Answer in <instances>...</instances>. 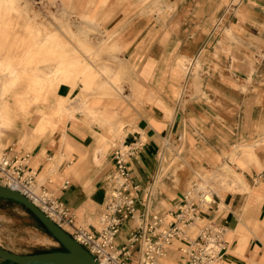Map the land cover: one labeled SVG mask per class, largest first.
Instances as JSON below:
<instances>
[{
    "label": "crops",
    "instance_id": "1",
    "mask_svg": "<svg viewBox=\"0 0 264 264\" xmlns=\"http://www.w3.org/2000/svg\"><path fill=\"white\" fill-rule=\"evenodd\" d=\"M115 1L107 9H97L101 11L97 22L104 37L117 32L114 40L122 49L117 59L123 61L131 78L130 82L124 78L127 83L123 89L130 92L119 101L95 98L88 108L108 115L118 113L117 122L127 132L123 142L133 139L138 146L128 161L137 214L123 222L116 245H125L154 210L173 219L177 215L187 180L175 179L171 172L178 169L172 167L156 192L153 181L157 171H162L164 140L175 135L185 144L186 171L220 174L227 167L247 186L213 192L212 203L205 210L201 204L197 209L201 221L226 230L225 251L217 264H264V0L241 1L238 15L225 27V32L229 28L234 37L224 32L217 38L213 36L215 19L232 0H159L158 14L163 15L157 18L151 15L152 0ZM84 4L81 0L73 4L64 0L62 6L66 11L77 5L83 11ZM108 11L111 18L102 22ZM188 12H193L192 20L184 19ZM173 14L175 18L170 19ZM95 40L105 43L102 37ZM180 61L187 62V67L193 63L192 69L197 70L193 76L201 77L203 83L186 102L174 94L188 74ZM78 89H83L82 84L74 89L69 84L59 88V96L70 97L74 116L65 117L54 132L34 146L27 154L28 168L36 174V183L44 176L45 183L40 187L52 191L76 227L99 233L115 172L112 154L122 140L118 132H112L115 126L109 119L110 123L102 126L84 111L76 99ZM92 91H98L96 85ZM7 134L11 140L3 154L14 151L15 142L20 148L27 146L19 142L24 132ZM23 149L21 153L25 154ZM43 239L50 243V237ZM186 241L174 238L166 247L162 263L187 264L188 257L181 251ZM0 246L14 254L28 255ZM132 264H137L136 256Z\"/></svg>",
    "mask_w": 264,
    "mask_h": 264
},
{
    "label": "bare ground",
    "instance_id": "2",
    "mask_svg": "<svg viewBox=\"0 0 264 264\" xmlns=\"http://www.w3.org/2000/svg\"><path fill=\"white\" fill-rule=\"evenodd\" d=\"M32 1L42 3L39 0H0V138L10 129L14 128L19 120L29 116L35 107L47 104L52 97L56 96V107L50 113L45 112L43 109L36 110L39 115V121L31 133H24L22 135L21 143L27 145L28 150L31 151L44 136L50 132H54L65 117L74 116L75 108L69 107L71 102L70 97L64 98L59 96V94L57 95L59 88L63 84H69L74 89L82 84L83 90L78 95V99H80L84 111L88 115L95 116L102 126L110 120L111 124L115 126L112 132H118L119 139L123 143L127 132L124 131L123 125L117 122L120 115L118 113L108 115L103 110L93 111L88 108L89 93L94 85L98 89L96 92V99L98 101L105 98L119 101L123 92L122 81L124 78L128 82L131 80L128 76L130 73L123 66V61L117 59L118 52L122 50L114 40L117 32L110 33L108 37H104L102 25L97 22L101 12L97 9H107L110 7L112 0H81L85 2L86 10L81 12L77 19L86 23L88 27L82 31L80 30L81 32L78 33L71 32V38L77 41L79 49H69L64 42L59 40V36L56 34H46L47 38L41 40L40 30L33 29L29 30V35H32L31 40L34 38L35 46L31 47V43L29 44L28 42L25 45L23 42L27 55L22 61H16L8 56L15 50L17 42L15 33L17 23L16 21H12L14 19L13 15L21 16L23 13L27 14L30 11L29 7ZM58 1L60 4H64V0H50L53 4H56ZM121 1L123 0H118V2ZM238 1L235 0L234 3ZM67 2H72L73 4L74 0H67ZM160 14L163 15V12L158 15ZM111 16L112 12H106L102 22L109 20ZM225 33L228 37H234L230 29H226ZM92 35L102 37L105 43H100L101 45L96 49L92 48L89 43V38ZM12 39L14 42H12ZM112 40L114 42L110 43L109 41ZM78 51H84L85 54L96 57L104 53H113V55L111 54V58L113 56V59L119 62L117 69L113 71L108 65L103 64L100 66L99 72L95 73L94 67L91 65L93 62L89 60L88 63H83L84 61L78 56ZM179 63H183L184 70L187 71V62L180 61ZM42 67H51L52 69L47 74L43 71ZM101 78H107L108 80H102ZM22 83H26L27 85L24 92L20 90ZM11 99L13 100V106L10 103ZM164 145L166 147L169 145L168 140H164ZM224 169L226 174L221 176V186H224V181L229 176L233 181L232 184L228 185L229 191H235L239 185L247 189L240 175L227 167ZM39 188L40 185L35 186L34 191L38 192ZM199 190H203L206 201H213V194L210 191L208 192L206 188ZM187 230L188 235L195 234L194 227L190 226ZM180 236H184V232ZM246 240L244 239L245 242ZM163 258L161 262L162 260L164 261Z\"/></svg>",
    "mask_w": 264,
    "mask_h": 264
},
{
    "label": "rangeland",
    "instance_id": "3",
    "mask_svg": "<svg viewBox=\"0 0 264 264\" xmlns=\"http://www.w3.org/2000/svg\"><path fill=\"white\" fill-rule=\"evenodd\" d=\"M38 1V0H34ZM42 3L38 2H30V11L27 12V14H22L21 16L13 15L14 19L12 21H16L17 25L15 27V33L17 36V42H16V48L12 51L8 56L9 58H13V60L16 61H22L24 57L27 55V50L25 47H23V42L30 44L31 47L35 46V40L29 35V30H40L41 35L40 39H46L47 35H53L56 34L59 36V40L64 42L68 46L69 49H79V45L77 44V41L71 38V32H81L83 29H86L87 24L84 22H81L80 19H77L79 14L83 11H79V6L74 5L75 10L71 8V10H64V7L60 2L58 1L56 4L51 3L50 0H39ZM235 0H232L231 4L228 6L227 10L225 12L218 13L216 17V26L213 31V36L215 38L219 36H223L225 32V27L230 19H234L236 15H238V8L239 4L243 0H239L237 3H234ZM159 0H152L151 5L153 8V11L151 12V15L153 18H157L158 16V9H159ZM85 5V4H84ZM84 8V6H83ZM115 16V12L113 13ZM176 14L171 15L169 18L174 19ZM156 16V17H155ZM31 17V19H29ZM102 18V17H100ZM133 18V17H131ZM184 19L192 20L193 19V12L185 13ZM227 29V28H226ZM229 29V28H228ZM81 30V31H80ZM47 34V35H46ZM91 38L92 41L89 39V43L92 46V48L96 49L101 44L96 43L94 41L95 37L97 35H92ZM227 36V35H226ZM91 41V42H90ZM12 42L14 40L12 39ZM113 55V53H111ZM78 56L84 61L83 63H88V61H92L93 64H91L94 67L95 73L99 72L100 66L108 65L109 68H111L113 71L114 69H117L118 66V60H114L113 57L111 58L109 54L104 53L101 54V56H89L88 54H85L83 51H78ZM191 63L188 67V74L185 77L184 84L176 91L174 94L177 98H179V101L186 102L187 100L191 99L193 95H195L199 90L202 88V79L201 77L195 75L194 73H197V70L192 69ZM198 66V65H197ZM196 66V67H197ZM217 68V67H216ZM43 71L47 74L50 73L51 67L49 68H43ZM109 78V77H107ZM106 78V79H107ZM102 80H106L104 78H101ZM108 80V79H107ZM125 79L122 81L121 86L123 88V85L126 84ZM196 83V85H195ZM26 83L21 84V91L24 92V89L26 88ZM79 91L75 94H80L82 90L78 89ZM196 93H195V92ZM97 91H90L89 98H88V104L90 101L95 100ZM127 89L122 92V97L124 95L128 94ZM201 93V92H200ZM59 92L57 91V95ZM77 95V101H80L78 99ZM56 96L52 97L47 104L40 105L38 107H35L32 111V113L29 116H26L24 119H21L18 121V124L14 126V128L10 129L6 134H4L0 138V157L3 155V152L6 150V143L9 142L11 139H8L9 134L7 133H14V132H24V133H31L33 128H35L37 122L39 121V115L37 114L36 110L43 109L45 112L50 113L57 105ZM106 100V98L104 99ZM115 101V100H114ZM11 105L13 106V100H10ZM165 140H168L169 145L167 147L164 145L163 149L160 153L161 156V162H162V171L158 170L156 173V177L153 180L154 181V190L155 192L160 187L161 182L164 180V178L168 175H170L168 172L172 167L178 169L177 171L171 172V175L175 176V179L178 178H185L187 180V188L186 193L183 199V202L181 203V206H184V202L186 199V196L189 194L190 198V204L197 203V201L201 198V195H204L203 190L204 189L213 194V192H229L228 185L232 184V179L228 176L226 178V181L224 186H221V176H224L226 172L224 169L220 174L215 171L206 170L204 173H193L190 171H186L187 169V157H186V150H185V144L184 142H181L178 137L175 135H170L168 138H165ZM132 140H128V142H132ZM21 142V140H19ZM142 142H145L143 140ZM122 143L118 146L121 147ZM14 151L17 153H21V149L19 147V144L16 142L14 143V146H12ZM25 155H27L29 152L27 146L23 149ZM159 156V157H160ZM174 168L172 170H174ZM35 174V173H34ZM44 181H43V179ZM36 179V176H35ZM45 178L40 176L37 179L36 186L42 185L45 183ZM42 181V182H41ZM40 189V188H39ZM38 189V191H39ZM51 190V189H50ZM198 190V191H196ZM194 191V193H193ZM52 191L49 192V194L52 196ZM53 197V196H52ZM213 198V195H212ZM155 207L157 206L154 205ZM208 204H202L201 208L205 210L207 208ZM154 215H157V213H160V210H154L152 211ZM198 214V211L196 212ZM178 215V214H177ZM164 219L162 229H168L170 223L176 221L172 217H168L167 215H161ZM199 216V215H198ZM199 220V219H198ZM196 221L195 224L192 225V227L195 228V234L194 235H188L187 228H183L184 236H180L179 238H185L187 241L194 240L202 227L205 225V222L199 220ZM187 230V231H186ZM225 230V229H224ZM226 231V230H225ZM225 235V232H224ZM48 236L51 238L50 243L46 242L43 237ZM0 243L4 246L10 247L12 249H17L18 251L32 255V254H38L43 252H52V251H61L63 248L62 246L52 239V236L37 222V220L30 214L28 211L22 207L19 204H16L14 202L0 200ZM187 250V247L183 246L181 248V251ZM218 263V262H217ZM216 263V264H217Z\"/></svg>",
    "mask_w": 264,
    "mask_h": 264
},
{
    "label": "built area",
    "instance_id": "4",
    "mask_svg": "<svg viewBox=\"0 0 264 264\" xmlns=\"http://www.w3.org/2000/svg\"><path fill=\"white\" fill-rule=\"evenodd\" d=\"M128 140L112 154L115 172L99 233L76 227L68 210L42 187L38 192L34 191L36 174L28 168V156L25 154L10 150L0 157V185L22 193L100 264H132L135 256L137 264H163L161 259L171 241L183 234V228L200 220L196 213L199 204L210 205L212 202L201 195L198 203L190 204L188 194L184 206L174 218L176 221L170 223L168 229H162L164 219L161 215L152 214L132 232L125 245L117 246L116 239L123 222L134 219L137 214L136 199L131 196L132 177L128 161L134 157L138 146L136 140ZM224 232L219 225L205 222L198 236L186 241L187 250H183V253L188 257L187 264L217 263L225 251Z\"/></svg>",
    "mask_w": 264,
    "mask_h": 264
},
{
    "label": "water",
    "instance_id": "5",
    "mask_svg": "<svg viewBox=\"0 0 264 264\" xmlns=\"http://www.w3.org/2000/svg\"><path fill=\"white\" fill-rule=\"evenodd\" d=\"M0 200L14 202L24 207L63 248L61 251L18 255L0 246V264H100L82 245L57 226L22 193L0 185Z\"/></svg>",
    "mask_w": 264,
    "mask_h": 264
},
{
    "label": "trees",
    "instance_id": "6",
    "mask_svg": "<svg viewBox=\"0 0 264 264\" xmlns=\"http://www.w3.org/2000/svg\"><path fill=\"white\" fill-rule=\"evenodd\" d=\"M30 213V212H28ZM31 214V213H30ZM32 215V214H31ZM33 216V215H32ZM34 217V216H33ZM35 218V217H34ZM36 219V218H35ZM37 220V219H36ZM37 222L43 227V225L37 220ZM44 228V227H43ZM45 229V228H44ZM46 230V229H45Z\"/></svg>",
    "mask_w": 264,
    "mask_h": 264
}]
</instances>
